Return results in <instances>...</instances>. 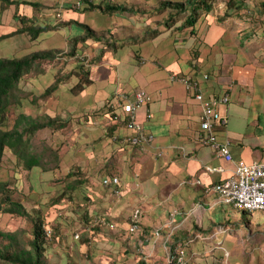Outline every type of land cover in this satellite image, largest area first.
Returning <instances> with one entry per match:
<instances>
[{
	"label": "crops",
	"instance_id": "0c3cea01",
	"mask_svg": "<svg viewBox=\"0 0 264 264\" xmlns=\"http://www.w3.org/2000/svg\"><path fill=\"white\" fill-rule=\"evenodd\" d=\"M52 1L56 0L1 1L9 6L2 11L0 34L10 33L4 30L15 28L12 22L17 16L36 17L37 20L40 15H48L46 11L50 5H58L62 11L58 14L69 21L73 31L76 28L73 22L80 19L88 23L92 13L103 20L112 19L114 13L120 16L130 13L127 10L106 11L100 15L96 10L75 9L73 0ZM132 15L135 18V14ZM226 17L200 15L193 26H181L183 21L176 23L173 27L181 26L176 30L171 26L157 29L158 26L150 23V27L137 28L136 19L130 17L132 22H129L125 17L133 28L127 31L125 43L112 62L100 65L102 77L97 87L103 90H96V94L107 98L110 92H122L132 98L137 90L143 89L153 97L149 105L137 112L138 121L155 136L152 149L142 152L133 147L136 158L124 165L126 175L105 171L102 178L119 176L122 191L116 194L101 181L118 200L112 203V213L96 214L109 218L110 215L121 219L128 217V221L119 222L121 231L128 234L124 236V251L129 255L132 245L144 243L141 264H172L170 258L178 260L180 256L178 243L186 246L182 256L184 264H213L215 260L218 264H259V254L264 257V247L254 238L259 232L264 235L263 225L259 226L255 220L233 219L231 215L227 218L221 215L217 220L214 214L216 205L225 204L213 191L214 184L228 178L241 159L248 163L264 162V48L259 52L255 47L259 39L247 38L248 29L245 30L242 20ZM62 29L65 31V27ZM82 30L76 28L78 32ZM151 31L160 33L158 37L138 40ZM19 35L24 37L21 42L29 43L30 40L33 44L25 33ZM60 37V34H53L44 44L55 45ZM18 49L20 51L23 46L19 45ZM144 58L146 62L142 64L140 60ZM110 64L115 68L107 66ZM172 73L196 78L206 98L229 94V101L218 107L227 123L215 125L214 130L219 141H230L232 160L217 157L211 146L201 143L199 115L202 104L183 83L171 80ZM148 111L150 118L146 116ZM117 128L121 137L129 133L127 129ZM156 152L161 154L156 155ZM132 198L137 199L133 202L138 205L135 208L141 209L140 228L134 232L130 231V220L135 208L132 212L125 211V205ZM105 207L109 204H102L107 210ZM155 230H160V234L146 239ZM117 238L120 239L113 235L104 244L121 250Z\"/></svg>",
	"mask_w": 264,
	"mask_h": 264
},
{
	"label": "rangeland",
	"instance_id": "374dc122",
	"mask_svg": "<svg viewBox=\"0 0 264 264\" xmlns=\"http://www.w3.org/2000/svg\"><path fill=\"white\" fill-rule=\"evenodd\" d=\"M112 1L136 12H124L121 16L114 13L109 20H103L92 13L88 23L80 19L73 22L76 28H80L81 23L86 24L92 29L93 36L87 35V29H83L82 32L76 31V28L75 31L70 30L69 21H64L58 14L60 12L58 5H50L47 6L48 15L43 17L40 15L39 19L29 23H27L29 20L22 22L15 19L12 22L10 19L15 28L4 30V33L5 31L13 32L15 29L30 25L46 28L35 38L28 32H21L26 34L27 39L29 36L33 44L29 39V43L21 42L24 38L19 35L21 33L0 39V57H19L33 51L55 53V57L40 61L36 69L26 73L21 79L16 89L18 102L8 109V119L6 126L3 127V129L12 128L18 121L20 113L37 118L51 116L64 122L66 124L64 127H47L30 136V142L37 150H43L44 145L49 146L44 150L43 163H46V169L42 167L43 165L32 169L25 168L10 149L5 150L0 166V180L8 183L7 188L11 191L12 197L21 201L31 215L39 213L43 222L55 230V235L45 244L48 264H141V258L144 255L141 251H144V243L139 246L132 245L130 251L132 253L129 255L124 251L123 244L126 243L124 236L128 234L121 231L120 224L128 221V217L121 219L110 215L112 221L117 224L115 229L104 228L93 223L96 214L112 213L110 209L113 208L112 203L118 200L113 192L101 183L106 167L126 175L124 165L136 158L133 146L124 141V137L122 138L118 132L117 124L113 121L114 112L118 108L122 94L125 93L109 91L111 94L108 93L107 98L96 94V90L100 92L103 90L97 87L102 77L100 65L112 62L111 59L116 57V52L125 43L127 31L133 28L127 24L125 17L134 18L131 14H135L137 28L150 27L148 25L150 23L158 26L157 29L165 30L171 26L176 30L182 25L173 26L182 22L189 12L178 14L166 7L157 11L158 6L160 7L159 3L163 0ZM260 1L262 0H245L244 7L241 8L242 17L236 18L242 20L245 30L257 29L253 38L259 39L255 46L259 48V52L264 48L261 29L264 25V15L259 12ZM8 6L9 4L0 1V20L3 16L2 11ZM33 9L40 11L38 8ZM95 10V13L100 15L106 12L100 9ZM225 10L224 1H219L211 15L227 18V15L223 17ZM130 17L129 22H132ZM39 20L41 22H38ZM168 20L169 25H167ZM159 33L151 31L138 40L142 41L146 37L149 39ZM53 34H60V41L50 45L49 47L52 48H49L44 41ZM19 45L23 46L20 51H18ZM72 46L77 47L74 55L70 54ZM136 57L139 59V55ZM140 62L143 64L146 59H141ZM107 66L115 68L111 64ZM87 73L94 78L92 84L87 83ZM77 83H87V86L84 90H80ZM51 85L55 88L46 92ZM69 173L71 175H68ZM63 192L65 196H61ZM60 197L63 198L56 201ZM136 200L130 199V202L125 205V211L132 212L133 208L138 206L133 203ZM106 203L109 204V207H105L108 208L107 210L102 208V204ZM215 209H217L214 213L217 220H220L221 215L226 218L231 215L233 219H243L244 222L255 220L259 222V226L263 225L262 229H264V211L246 210L253 214H244L245 209L230 204L216 205ZM31 224V220L27 217L0 212V231L2 232L19 231L24 238H29ZM243 227L249 231L244 224ZM254 229L257 228L254 227ZM76 233L80 234L79 238H75ZM113 235L120 237L117 240H120L121 250L112 248L113 245L104 244V241ZM256 236L254 238L259 239V245L264 247V235L259 232ZM259 264H264V257L261 258V254H259Z\"/></svg>",
	"mask_w": 264,
	"mask_h": 264
},
{
	"label": "trees",
	"instance_id": "16d2710c",
	"mask_svg": "<svg viewBox=\"0 0 264 264\" xmlns=\"http://www.w3.org/2000/svg\"><path fill=\"white\" fill-rule=\"evenodd\" d=\"M103 1L104 0L91 3L83 10L100 9L107 12H123L126 10L133 11V9L130 10L125 5L115 4L113 1ZM219 1L222 0H163L159 3L160 7L158 6L157 11H161L165 9V7L172 9L178 14L188 11L189 13L183 20L182 26H193L201 14L209 17L213 13L216 4ZM223 1L226 5V10L224 12L225 15L231 19L242 17L241 8L244 7L243 3L245 0ZM33 5L36 6L37 4L34 3ZM260 5L261 8L259 9V12L264 15V0L260 1ZM17 17L22 22H25V20H29L27 23L36 21L35 17ZM169 24L170 22L168 20L167 25ZM79 26L82 29H87V35H94L92 29H90L86 24L81 23ZM45 29L46 28L44 27L34 25L23 26L22 28H19L13 32L0 34V39L21 32H28L33 38H35L41 31H44ZM261 29L263 31L262 36L264 38V25ZM256 31L257 29L249 28L247 30V33H249L247 38H253ZM76 48L77 47L72 46L70 54L74 55V53L77 51ZM53 57H55V53L53 51H33L19 57H0V166L5 150L10 149L25 168L32 169L43 165L42 167L46 169V163H43V160L45 159L44 150L48 149L49 146L44 145L45 147L43 150H37L32 146L30 142V136L38 130L47 127H64L66 125L64 122H60L55 117L51 116L37 118L31 115L20 113L18 121L12 126V128L3 129V127L6 126L8 119V109L18 102L16 89H18L21 79L26 73L36 69L40 61ZM86 79L87 83L89 84H92L94 81L92 75L88 76V73ZM87 83H77L78 89L84 90L87 86ZM54 88L55 86L51 85L46 89V92L52 91ZM110 163L111 167L113 168L111 161ZM106 171L110 172V167H106ZM68 175L71 174L69 173ZM7 185L8 183L6 181L0 180V212L12 213L29 218L32 223L31 236L29 238H24L19 231H0V264H48V256L46 255L47 249L45 244L47 240H51V238L46 235L44 230V220L39 213H36V215H31L21 201L14 199L12 197L11 191L7 188ZM64 193L65 192H63L61 196H65ZM61 198L63 197L56 199V201H59ZM243 213L249 215L253 214L251 212H247L246 210H243ZM178 245H180L181 248L186 251V246L184 243H178ZM173 258L171 260L172 264H177V260ZM213 264H218V260H215Z\"/></svg>",
	"mask_w": 264,
	"mask_h": 264
},
{
	"label": "built area",
	"instance_id": "2783aa9c",
	"mask_svg": "<svg viewBox=\"0 0 264 264\" xmlns=\"http://www.w3.org/2000/svg\"><path fill=\"white\" fill-rule=\"evenodd\" d=\"M100 0H73L72 6L75 9H83L85 6L95 3ZM112 1V0H104ZM171 79L173 81L182 82L188 91L195 92V97L202 104V112L200 113L199 126L201 132L199 139L204 145L211 146L217 151V154L222 157H229L230 150L228 142L219 141L218 136L214 130L216 123H225L226 119L220 111L219 105L226 104L227 96L220 98L213 97L206 99L200 91L197 81H190L186 76H179L172 74ZM152 96L146 90L139 89L134 93L132 99H128L125 95L121 96L118 108L114 112L113 121L116 124L125 125L132 131L127 141L132 146L139 147L142 151L147 146L148 142L153 140V133L146 131L147 128L144 124L137 119V111L147 104L151 103ZM147 118L151 117L150 111L146 114ZM236 174L232 175L223 182H218L214 185V192L218 195L219 200L222 203L230 204L234 207L243 208L248 211H264V164L255 163L247 164L240 161L236 164ZM117 179H113L114 183ZM104 182L110 183L109 179H105ZM141 209L135 208L133 217L131 219L130 229L136 231L140 228L138 222V215ZM103 218V217H99ZM95 223L97 221L95 220ZM159 235V232H155ZM152 234L146 239H150ZM180 256L177 260V264H184L182 262V256L184 257L185 251L181 248L179 250ZM172 260V258H170Z\"/></svg>",
	"mask_w": 264,
	"mask_h": 264
},
{
	"label": "bare ground",
	"instance_id": "6f19581e",
	"mask_svg": "<svg viewBox=\"0 0 264 264\" xmlns=\"http://www.w3.org/2000/svg\"><path fill=\"white\" fill-rule=\"evenodd\" d=\"M101 1V0H100ZM98 2V1H97ZM86 7V6H85ZM84 7V8H85ZM172 74H177V75H179V76H186V75H182V74H178V73H172ZM172 74L170 75V78H171V76H172ZM187 78H189V80L190 81H192V82H194V81H197L198 82V85H199V88H200V91H201V93L203 94V91L201 90V87H200V83H199V81L196 79V78H194V77H191V76H186ZM172 80V79H171ZM194 80V81H193ZM173 81V80H172ZM181 82V81H180ZM182 83V82H181ZM148 92V91H147ZM149 93V92H148ZM194 93V97H195V92H193ZM122 95H125L128 99H132L133 98V96H134V94L132 95V98L131 97H129V96H127L126 94H122ZM152 96V95H151ZM203 96H204V94H203ZM224 96H227V98H228V100H227V102L229 101V94L228 93H226ZM205 97V96H204ZM153 98V97H152ZM196 98V97H195ZM206 98V97H205ZM206 99H211V98H206ZM152 101H153V99H152ZM151 101V102H152ZM226 102V103H227ZM150 104V103H149ZM149 104H147V105H149ZM146 105V106H147ZM220 111V110H219ZM138 112V111H137ZM225 119H226V121H225V123H216L215 125H218V124H220V125H225L226 123H227V118L225 117ZM117 126L119 127V128H123V129H127V130H129V133L128 134H125V135H123L122 136V138L124 139V141L126 142V143H128V144H130L128 141H127V138L130 136V134L132 133V131L130 130V129H128L125 125H121V124H117ZM145 126V125H144ZM146 131H148V129L146 130ZM150 131V130H149ZM148 131V132H149ZM154 138H155V136H154V134H153V140L151 141H149L148 142V144H147V146L144 148V150L142 151V152H147V151H149L150 149H152V145H153V142H154ZM224 142H228V144H229V150H230V156L229 157H223V158H226V159H228V160H232L233 159V156H232V153H231V145H230V141L229 140H226V141H224ZM132 146V145H131ZM133 147H137V146H133ZM138 149H140L139 147H137ZM141 150V149H140ZM214 151H215V153H216V155H217V157H222V156H219L218 154H217V151L215 150V149H213ZM156 155H160L161 154V152H156L155 153ZM240 161H243V162H245V163H247V164H253V165H255V163H248L247 161H245V160H239L238 162H240ZM237 162V163H238ZM236 163V164H237ZM259 164H264V162H261V163H259ZM236 168H237V166H235V169L233 170V172H232V174L230 175V176H232V175H235L236 174ZM208 169L210 170V171H213L214 170V168H212V167H208ZM229 176V177H230ZM117 179V183H114L113 182V179ZM105 179H109L111 182L110 183H105L104 182V180ZM224 180H226V179H224ZM224 180H222V181H220V182H223ZM101 181H102V183H103V185L104 186H109V187H112L113 188V191L116 193V194H120L121 193V191H122V187H121V181H120V178H119V176H117V175H114V176H110V177H104V178H102L101 179ZM215 185V184H214ZM213 190H214V186H213ZM135 210V209H134ZM133 214H134V211H133V213H132V215H131V219H132V217H133ZM99 217H103V218H99ZM140 219H141V211H140V214L138 215V222L140 223ZM95 220L97 221V223H95ZM93 223H94V225H97V226H101V227H104V228H115L116 226H117V224H115L112 220H111V218H109V217H107V216H103V215H96L94 218H93ZM131 224H132V222H131V220H130V226H131ZM44 230H45V232H46V235L49 237V238H52L53 237V235H54V233H55V230H54V228L52 227V226H50L49 224H45L44 225ZM130 231H132L131 229H130ZM137 231V230H136ZM156 231H158L159 232V234H160V230H155L154 232H153V236H158V235H156L155 234V232ZM132 232H134V231H132ZM80 234H78V233H76L75 234V238H79L80 236H79Z\"/></svg>",
	"mask_w": 264,
	"mask_h": 264
}]
</instances>
